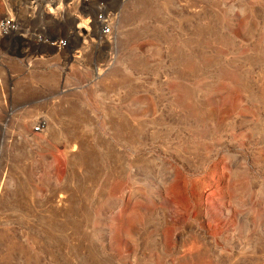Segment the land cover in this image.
Masks as SVG:
<instances>
[{
	"label": "rangeland",
	"instance_id": "rangeland-1",
	"mask_svg": "<svg viewBox=\"0 0 264 264\" xmlns=\"http://www.w3.org/2000/svg\"><path fill=\"white\" fill-rule=\"evenodd\" d=\"M30 1L74 35L0 42V264H264V0Z\"/></svg>",
	"mask_w": 264,
	"mask_h": 264
},
{
	"label": "built area",
	"instance_id": "built-area-1",
	"mask_svg": "<svg viewBox=\"0 0 264 264\" xmlns=\"http://www.w3.org/2000/svg\"><path fill=\"white\" fill-rule=\"evenodd\" d=\"M101 5L103 4L101 3L99 4L100 12L98 14L96 13L93 19L95 20L96 23H98V27H99L98 36L100 41L101 40L109 41L110 39L113 38L114 25L112 23L111 13L106 12V7H103ZM36 13H37V8L32 1L28 2V0H0V42L2 43L7 42L8 39L9 41H11V39H14L15 42L18 41V39H25L26 41L30 42L32 38L34 39L36 38L38 43L48 45L52 51L70 50L71 38L67 36L68 30L66 31V36L44 40L41 35L37 36L29 32L31 30L30 27L22 28L23 26H25V23L32 22L31 20L35 18ZM67 19H69V17ZM59 21L61 22L60 19ZM84 21L85 24L81 27V29L83 31H85L86 29L89 31L90 27L87 26V22H86L87 18H85ZM65 25H67V23H65ZM78 32H77L78 37H82V35ZM74 53H79V51L75 50ZM70 56L71 55L69 54V52H67L66 59H69ZM168 75H169L168 73H162L160 77L161 79L164 80ZM42 128H43V123L40 122L36 126H34L33 130L35 132H38L41 131Z\"/></svg>",
	"mask_w": 264,
	"mask_h": 264
},
{
	"label": "bare ground",
	"instance_id": "bare-ground-1",
	"mask_svg": "<svg viewBox=\"0 0 264 264\" xmlns=\"http://www.w3.org/2000/svg\"><path fill=\"white\" fill-rule=\"evenodd\" d=\"M42 13H43V12H42ZM49 18H50V23L53 24V25L58 24V23L60 22L59 20L55 19L54 17H50V16H49ZM51 20H52V21H51ZM94 21H95V20H94ZM60 23H61V22H60ZM93 23H94V22H93ZM95 25H96V22H95ZM66 27H67V30H68V31H67V36H68L69 38H71V36H72V35H71V31H70V29H72L71 24L68 22L67 25H66ZM79 30H80V29H79ZM86 30H87V29H86ZM86 30H85V31H86ZM87 31H88V30H87ZM87 31H86V32H87ZM76 32H77V31H76ZM39 39H41V38H39ZM96 75H97V76H98V75H101V73H100V72H97ZM96 75H95V76H96Z\"/></svg>",
	"mask_w": 264,
	"mask_h": 264
}]
</instances>
